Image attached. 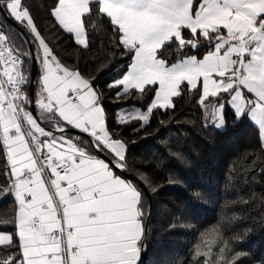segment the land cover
<instances>
[{
    "label": "snow or ice",
    "instance_id": "1",
    "mask_svg": "<svg viewBox=\"0 0 264 264\" xmlns=\"http://www.w3.org/2000/svg\"><path fill=\"white\" fill-rule=\"evenodd\" d=\"M45 11L38 22L28 0H0V201L11 209L0 264H142L153 196L184 181L163 175V152L134 150L173 125L186 137L229 121L251 129L249 146L217 219L189 225L178 264H244L237 245L252 229L237 230L236 208L255 199L242 194L249 174L264 175V0H48ZM169 140L167 155L187 163Z\"/></svg>",
    "mask_w": 264,
    "mask_h": 264
},
{
    "label": "trees",
    "instance_id": "2",
    "mask_svg": "<svg viewBox=\"0 0 264 264\" xmlns=\"http://www.w3.org/2000/svg\"><path fill=\"white\" fill-rule=\"evenodd\" d=\"M47 2L48 0H28L38 22L46 16ZM103 38L102 33L98 35L97 43ZM113 74L107 68L102 73L105 79L111 78ZM190 116L185 108L180 118L183 121ZM187 128L188 126L180 132ZM161 132L155 139L149 138L140 143L134 150L139 153L136 158L150 156L157 159L163 152L167 157L165 162L169 165L163 175L179 177L184 184H165L152 198V231L146 251V264H178L185 256L190 242L189 225L206 226L219 216V205L225 197L224 183L228 168L233 158L249 146L252 133L246 125L233 127L231 121L223 132L205 133L193 130L185 137L178 134L175 125L167 130L162 129ZM169 137L172 150L181 152L187 163L167 155V149L161 141ZM241 187L245 198L253 192L256 196L248 206L239 205L236 208L243 217L237 230L242 232L247 227L252 229L237 247L248 254L244 264H260L264 261V224L261 223V216L264 215V202L261 201V196H264V175L258 171L250 173L248 182ZM193 189L198 190L203 199L194 200ZM10 211V207L0 201V215L10 214Z\"/></svg>",
    "mask_w": 264,
    "mask_h": 264
},
{
    "label": "water",
    "instance_id": "3",
    "mask_svg": "<svg viewBox=\"0 0 264 264\" xmlns=\"http://www.w3.org/2000/svg\"><path fill=\"white\" fill-rule=\"evenodd\" d=\"M151 216H152V212H151ZM147 261V252H145L142 256V264H146Z\"/></svg>",
    "mask_w": 264,
    "mask_h": 264
},
{
    "label": "rangeland",
    "instance_id": "4",
    "mask_svg": "<svg viewBox=\"0 0 264 264\" xmlns=\"http://www.w3.org/2000/svg\"><path fill=\"white\" fill-rule=\"evenodd\" d=\"M159 222H161V219H158Z\"/></svg>",
    "mask_w": 264,
    "mask_h": 264
}]
</instances>
